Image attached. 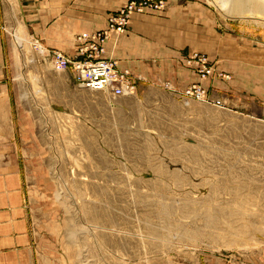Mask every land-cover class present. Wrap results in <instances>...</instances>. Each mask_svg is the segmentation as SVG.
I'll list each match as a JSON object with an SVG mask.
<instances>
[{"label": "rangeland", "instance_id": "1", "mask_svg": "<svg viewBox=\"0 0 264 264\" xmlns=\"http://www.w3.org/2000/svg\"><path fill=\"white\" fill-rule=\"evenodd\" d=\"M202 1L211 29L264 39L263 14ZM0 24L33 228L57 264L264 260V117L213 89L223 106L157 85L81 88L31 43L20 0H0Z\"/></svg>", "mask_w": 264, "mask_h": 264}, {"label": "crops", "instance_id": "2", "mask_svg": "<svg viewBox=\"0 0 264 264\" xmlns=\"http://www.w3.org/2000/svg\"><path fill=\"white\" fill-rule=\"evenodd\" d=\"M126 2L20 0L31 43L47 54L61 51L70 57L75 54L78 34L103 29L107 15ZM208 10L197 0L162 11L134 13L126 31L105 43L104 56L116 59L120 68L139 79L137 92L146 85L176 90L200 83L216 92L231 93L233 105L264 117V39L235 29H211ZM192 52L207 55L214 68L229 78L200 79L185 62ZM4 53L0 24V264H57L58 257L46 250L33 228L24 189V169L30 165L27 155L33 152L17 145L11 88L3 82ZM189 264L225 263L200 259ZM252 264H264V260Z\"/></svg>", "mask_w": 264, "mask_h": 264}, {"label": "built area", "instance_id": "3", "mask_svg": "<svg viewBox=\"0 0 264 264\" xmlns=\"http://www.w3.org/2000/svg\"><path fill=\"white\" fill-rule=\"evenodd\" d=\"M161 7V0H127L123 6L107 15L103 29L77 35L74 56H67L61 51H53L47 55L58 70L70 73L72 81L81 88L102 91L112 98L135 95L139 79L128 69L120 68L116 59L104 56L105 43L112 36L126 31L132 14ZM185 62L195 70L200 79L229 78L228 74L217 71L205 54L192 52ZM210 91V88L200 83H191L179 90L184 98L223 106V98H212Z\"/></svg>", "mask_w": 264, "mask_h": 264}, {"label": "bare ground", "instance_id": "4", "mask_svg": "<svg viewBox=\"0 0 264 264\" xmlns=\"http://www.w3.org/2000/svg\"><path fill=\"white\" fill-rule=\"evenodd\" d=\"M230 2H231L230 3L231 11L236 12L237 14L242 13L244 11H248V12H255V13H259V14L264 15V4H262V2L254 1V0L253 1H250V0H230ZM16 40H17L18 47L22 46L21 45L22 44L21 39H19L18 36L16 37Z\"/></svg>", "mask_w": 264, "mask_h": 264}]
</instances>
